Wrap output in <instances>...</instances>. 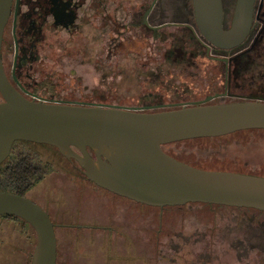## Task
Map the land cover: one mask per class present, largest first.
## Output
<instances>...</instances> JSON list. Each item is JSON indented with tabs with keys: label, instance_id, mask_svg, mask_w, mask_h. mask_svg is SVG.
Listing matches in <instances>:
<instances>
[{
	"label": "flooded vegetation",
	"instance_id": "flooded-vegetation-1",
	"mask_svg": "<svg viewBox=\"0 0 264 264\" xmlns=\"http://www.w3.org/2000/svg\"><path fill=\"white\" fill-rule=\"evenodd\" d=\"M234 4L235 0L230 15L223 12V30L231 26ZM98 47L105 56L97 55ZM150 47L168 51L145 55ZM0 62L13 90L25 99L47 103L138 113L264 103V0H254L249 31L232 49H218L203 39L192 0H11ZM114 80L128 81L129 86L114 92ZM26 144L33 143H13L0 167L15 156L13 148ZM162 151L201 169L199 160L192 163L193 159ZM36 158V171L45 177L50 166ZM212 160L227 159L203 161ZM39 198L41 205L35 204L52 223L50 208L42 203L43 196Z\"/></svg>",
	"mask_w": 264,
	"mask_h": 264
},
{
	"label": "water",
	"instance_id": "water-1",
	"mask_svg": "<svg viewBox=\"0 0 264 264\" xmlns=\"http://www.w3.org/2000/svg\"><path fill=\"white\" fill-rule=\"evenodd\" d=\"M253 2L235 0L231 26L223 30L221 0H192L200 35L218 49L238 46L249 31ZM10 5L11 0H0V50ZM0 97V164L15 142L45 145L75 161L90 183L142 206L161 210L202 204L264 213V177L194 168L162 151V146L177 142L264 130L263 102L154 113L47 103L13 90L1 62ZM5 216L32 229L35 244L29 264H56L54 227L38 205L0 192V217Z\"/></svg>",
	"mask_w": 264,
	"mask_h": 264
},
{
	"label": "rangeland",
	"instance_id": "rangeland-1",
	"mask_svg": "<svg viewBox=\"0 0 264 264\" xmlns=\"http://www.w3.org/2000/svg\"><path fill=\"white\" fill-rule=\"evenodd\" d=\"M233 1L221 0L224 15ZM99 47L97 55L105 56ZM167 49L150 47L145 55L162 56ZM126 85L128 81L114 80L113 91ZM236 140L185 141L163 150L192 163L227 159L245 175L264 177V132ZM24 147L50 166L26 198L41 205L37 200L43 196L42 203L50 208L56 264H264V215L202 204L161 210L142 206L92 187L79 167L54 148ZM15 223L22 232L0 221V264L30 263L35 235L27 224Z\"/></svg>",
	"mask_w": 264,
	"mask_h": 264
},
{
	"label": "trees",
	"instance_id": "trees-1",
	"mask_svg": "<svg viewBox=\"0 0 264 264\" xmlns=\"http://www.w3.org/2000/svg\"><path fill=\"white\" fill-rule=\"evenodd\" d=\"M264 130H249V131H240L227 136L218 137V138H202V139H193L187 140V142L192 141H213V140H229L237 139L248 141L249 134L262 133ZM185 142V141H183ZM180 143V142H177ZM175 144V143H174ZM171 145V144H170ZM167 146V145H166ZM165 146H162V149ZM15 156L11 157L5 166L0 167V192H6L15 194L18 196H25L27 190L36 184H38L43 176L37 172L38 169L37 158L34 154L29 153L24 147H20V150L13 148ZM200 168L203 170H212V171H231L236 173L243 174L241 166H236V170L233 169L234 164L229 160L219 161H203L199 162ZM235 167V166H234ZM199 168V167H198ZM221 207V206H218ZM234 209V208H232ZM240 210V209H239ZM249 212H255L261 215H264L262 212H257L254 210L241 209ZM6 219H12L20 221L17 218L10 216H5Z\"/></svg>",
	"mask_w": 264,
	"mask_h": 264
},
{
	"label": "crops",
	"instance_id": "crops-1",
	"mask_svg": "<svg viewBox=\"0 0 264 264\" xmlns=\"http://www.w3.org/2000/svg\"><path fill=\"white\" fill-rule=\"evenodd\" d=\"M0 221L3 223H5V225H6V227H7V229L8 228H12L16 233L17 232H22V226H18V224L17 223H15V221L16 220H12V219H6V218H0ZM6 229V230H7ZM1 230V229H0ZM21 230V231H20ZM12 242H13V240H12ZM14 246V245H13ZM11 248V250H14V248H12V247H10ZM11 250H9V251H11ZM11 256H12V254H10ZM8 256V255H7ZM1 264H2V262H1Z\"/></svg>",
	"mask_w": 264,
	"mask_h": 264
}]
</instances>
